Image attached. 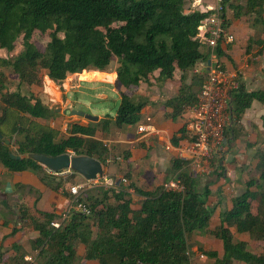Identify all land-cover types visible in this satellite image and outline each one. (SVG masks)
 <instances>
[{
  "label": "trees",
  "instance_id": "16d2710c",
  "mask_svg": "<svg viewBox=\"0 0 264 264\" xmlns=\"http://www.w3.org/2000/svg\"><path fill=\"white\" fill-rule=\"evenodd\" d=\"M192 2L0 0V50L7 55L0 56V134L10 140L5 145L0 139V165L10 172L32 171L45 186L58 191L61 182L51 185L48 180L53 177L46 175L42 166L30 158L11 159L10 154L55 157L73 153L95 158L105 166L111 154L95 137L97 130L140 121L148 102H135L131 88H151L174 80L177 93L163 106L166 119L183 121L171 139L177 147L188 137L185 108L196 100L192 88L200 87L204 80V75L193 74L187 84L188 74L207 58L199 51L197 28L210 12L193 10ZM223 4L227 25L229 11L234 21L254 15L253 24L260 25L264 35V0H245L244 6L238 5V0H223ZM36 33L47 38L43 47L34 39ZM216 54L219 59L226 57L220 46ZM112 60L120 98L115 116L105 114L98 122L84 126L71 124L63 138L42 123L59 114L46 107L38 94L22 93L23 84L31 87L40 83L41 87L39 70L61 87L69 76L87 69L104 71ZM219 67L226 70L221 60ZM5 71L16 76L13 91L4 85ZM254 101L263 103L264 92H248L240 85L231 93L233 121L225 130L227 144L230 136L235 139L234 126ZM254 158L258 178L245 182L243 192L219 212V224L209 233L222 247L221 256L216 251L205 252L214 264H264V252L256 253L245 241H235L231 230L249 235L256 244L264 243V149H257ZM166 174L175 176L183 189L166 190L161 185L148 191L130 180L128 187L121 183L111 189L101 187L96 193L87 190L79 201L89 212L70 211L57 229L51 223L60 221L61 216L50 211L30 216L19 208L18 222L28 221L38 232L33 243L39 248V264H190L189 238L194 232H206L215 213L209 203L211 190L208 185L199 189L198 178L176 157ZM75 176L72 172L63 181L75 184ZM130 192L141 198L137 207H133ZM253 202L257 204L255 213ZM15 233L12 230L10 235ZM76 242L84 246L82 256L77 254ZM11 249L18 248L12 245Z\"/></svg>",
  "mask_w": 264,
  "mask_h": 264
},
{
  "label": "rangeland",
  "instance_id": "374dc122",
  "mask_svg": "<svg viewBox=\"0 0 264 264\" xmlns=\"http://www.w3.org/2000/svg\"><path fill=\"white\" fill-rule=\"evenodd\" d=\"M245 0H238V5L244 6ZM227 19H230V25L237 24L236 27H240L238 30H234L232 27L230 30L235 36L234 47L241 45L242 40L248 37L249 31H254L256 35H258V31L261 30L260 25L253 24L254 15H246L241 16L238 20L232 19V13L229 11L227 12ZM236 31V32H235ZM34 39L43 47L47 43V38L36 33L34 35ZM200 53L203 56L208 54V50L206 48L200 47ZM262 53V52H261ZM259 55V54H257ZM0 56L6 57L7 55L5 52L0 50ZM260 63H264L259 61L253 63L254 65H260ZM114 60L110 63L108 68L104 70L103 73L93 75L91 78L97 80L98 83L93 85H88L92 87V89H82L78 93H74L72 89L70 92L67 93V96L64 94H60L59 90L54 86L52 82L48 79H44V71H38V77H40L41 87L42 82L45 81L47 83V87L50 86L51 89L57 90L59 93V97L56 98L57 102L55 104H50L49 97L40 94V100L42 103L49 107L51 106V110H57L58 116L52 119L51 122L42 121V123L51 125L54 129H56L59 133V137L63 138L64 136L69 133V127L73 124L71 118H69V110L70 107L73 110L82 111L86 114H109L112 118L115 116L116 109L119 105V93L115 88V84L111 76H109V71L114 70ZM196 69L199 71V74H195L199 77L203 76L204 70L202 67L197 66ZM6 77L4 85L6 89L13 91L15 90V82L16 76L13 75L10 71H5ZM177 72V77H178ZM193 76L191 72L188 74V78L186 83L189 84V78ZM90 78L88 76H84V79ZM70 84L75 85L79 84V81L74 78H70ZM174 86L175 80L171 83ZM40 85L38 83L37 87ZM83 85V84H82ZM87 86L86 84H84ZM57 86V85H56ZM156 87V86H154ZM39 88V87H38ZM31 87L26 86L23 84L21 90L23 93H30L29 90ZM37 88H33L32 94H36ZM42 90V89H41ZM39 91V90H38ZM133 94V100L135 102L143 101L144 95L146 97H151L152 94L151 88H146L144 86L140 87H133L131 88ZM154 91V90H153ZM192 91L196 93L197 87L193 86ZM41 92V91H40ZM155 93V91L153 92ZM68 99L69 101H65ZM1 107V103H0ZM66 107H69L65 109ZM97 116V115H96ZM77 117L74 116L73 119ZM86 121V120H85ZM88 122V121H87ZM142 122V120H140ZM140 122L136 123L135 125H123L121 127L111 126L109 131L105 134L104 139L112 140L115 138V133L118 130V133L122 135L123 132L133 133ZM258 126L255 123L249 122L245 124L236 123L234 126L235 129V139H231L233 136L229 137L228 146L224 152V154L218 160H223V163H219L217 161H213L211 165V172L209 174H204V176L197 179L199 189L203 188L205 185H208L211 190V196L209 197V203L214 206L215 213L211 222L208 226L206 232H194L191 237L189 238V251H190V264H214L215 260L210 258L205 252L208 251H216L219 256L222 254V247L219 240H217L214 236L209 234L218 224V214L221 210L229 208L230 201L233 197L241 194L244 190L245 182L249 179H257L258 173L255 171V163L256 159L254 158L255 152L257 149L262 148L264 149V117L262 119L258 118L256 120ZM85 123V122H84ZM115 127V128H114ZM261 128V129H260ZM114 133V134H113ZM109 135V136H108ZM131 138H133V134H130ZM256 144V146H255ZM110 145V144H109ZM114 145V146H113ZM252 146H255L252 148ZM16 147L10 146V149L15 150ZM123 147L117 146L116 143H111L110 145V153L111 156H120L122 157V161L120 162H113L111 164L105 165L104 170L107 175L114 177L116 179L125 178L126 183L123 184L125 187H128L129 181L133 180L143 190H152L156 187V185H165L173 179V175H168V178L164 181L163 177L158 176L156 174L152 175H145L140 174L137 171L138 167H133L132 165H128L131 171H128L126 168V153L128 151H121ZM139 147L137 146V149ZM139 149L140 151L144 152L145 149ZM175 154V153H174ZM133 162H131L132 164ZM162 166V170L166 169L168 171L170 164L165 163ZM222 165V166H221ZM2 166V165H0ZM3 167V166H2ZM4 168V167H3ZM142 168V167H141ZM154 168V167H153ZM191 170V169H190ZM192 171V170H191ZM190 171V172H191ZM194 172V171H192ZM219 173H221L220 176ZM17 175V174H15ZM14 175V176H15ZM37 176V175H36ZM129 176V177H128ZM17 177V176H15ZM38 177V176H37ZM78 177V176H75ZM39 178V177H38ZM55 178V177H53ZM48 180L51 181L50 184L55 186L57 182H61L60 188L58 189L61 194V200L59 205L55 204L54 206H58L61 209L59 212H56L55 209H50L47 211L53 212L59 216H61L67 208L68 202L71 199L69 189L78 183L82 182V178H76L75 184H70L69 182L63 181L64 178H55V179ZM17 179V178H16ZM174 180V179H173ZM43 183V182H42ZM43 185V184H42ZM44 189L46 188L47 193L51 190L48 186L43 185ZM99 188L101 187H94L91 189L93 193H96ZM17 193L20 195L22 201H17L16 204H11L12 210L8 211V213L0 212V264H25L24 257L30 256L35 258L36 264H39V248L34 245L35 239L38 237V232H36L29 224L28 221L19 223V208L26 210L30 216H35L36 212L42 208V198L44 195H38L39 192H36L31 185H17L16 186ZM45 191V192H46ZM53 193H58L55 191ZM83 193V192H82ZM81 193V194H82ZM131 193L133 207H137L141 201V198L133 192ZM52 195V194H51ZM69 195V196H68ZM54 198L59 200L58 195H54ZM64 199L67 200V204L65 206L62 205L64 203ZM56 201V200H55ZM54 201V202H55ZM9 204V202H8ZM256 202L252 203V213H255L256 209ZM48 207V205H46ZM13 212L17 213L13 215ZM12 230H15L16 233L13 235L10 233ZM233 232V238L235 241L241 240L245 241L248 248L256 253L264 252V243L256 244L254 241L249 237L247 234L239 235L237 234L234 229H231ZM6 233V234H5ZM12 245H16L18 248L17 251H13L11 249ZM75 249L77 250V254L82 256L84 253V246L78 244L77 242L74 245ZM77 262H75L76 264ZM239 264V263H236Z\"/></svg>",
  "mask_w": 264,
  "mask_h": 264
},
{
  "label": "crops",
  "instance_id": "0c3cea01",
  "mask_svg": "<svg viewBox=\"0 0 264 264\" xmlns=\"http://www.w3.org/2000/svg\"><path fill=\"white\" fill-rule=\"evenodd\" d=\"M236 25L237 24L231 25L230 29L233 27L234 30H238L240 27L238 28L236 27ZM261 32L262 31L259 30L258 35H256L254 31H249L248 37L242 40L241 45L234 47L233 46L234 43H232L228 47V50H226V57L228 56L229 60L226 57H222L220 59L223 66L228 72L240 71L239 72L240 85H242L248 92L259 91V90L264 92V63H260V65L253 64L259 61L261 62L264 61V35ZM234 42H235V36H234ZM199 66L203 68V65L200 64ZM83 72L84 73L80 74L78 78L80 80V87L78 89L72 90L74 93H78L82 89L85 90L92 89V87L88 85H93L98 82L97 80L91 77L93 75L103 73L104 71L98 72L91 69H87L84 70ZM85 75L86 76L89 75L90 78L84 79ZM115 77L112 78L113 81L115 80ZM173 82L174 81H165L163 83L157 84L156 87L154 86L151 87L152 89V94H150L151 97L147 98L146 94L144 95L143 100H147L148 103L141 111L140 120H142V122L139 121L140 124H138L137 127L140 125L146 126L150 130V132L138 133L136 127L133 133L123 132L121 135L118 133V130H120L121 128L117 129L114 127L117 130V132L115 133V138L110 140V139H104V136L109 131V128L111 126H114L113 124H109L108 128L104 131L99 129L97 130L95 137L98 140H100L103 143V145L107 144V148L109 151L111 150L110 149L111 143H116L117 146L123 147L121 151L124 150L128 151V153H126V155H128V158L126 159L127 160L126 168L128 171H131L128 165H132L133 167L139 168L135 172H138L140 174L141 173L145 175L156 174L158 176L163 177L164 181L168 178V175L166 174L167 170L166 169L162 170L161 168L162 166H164L163 165L164 162L170 164L171 160L174 157L177 158L176 150L178 149V147H180L183 144V141L185 140V139L182 140L177 147L173 146L171 139L173 135L178 131V129L181 128L183 121L179 118L173 121L171 119H166L164 117L166 110L163 106V103L166 100L174 97L178 90L177 86L171 84ZM84 84H86L87 86H85ZM54 86L59 90L60 94H64L67 96V94L62 90L63 86L59 87L56 86L55 84ZM38 87L31 86L29 92L32 93L33 88H37L39 91L37 90L36 94H38L39 96L40 94L44 95V93L41 90L42 88L40 86ZM56 88L53 90L51 89L50 86H48L47 89V92L49 93L50 97L54 99L60 96ZM153 90L155 91V93H153L154 92ZM65 101H69V100L66 99ZM67 108L69 107H66L65 109ZM70 110L73 109L70 107ZM55 112L58 113L57 110H55ZM96 115L99 117L100 120L101 118H103L105 114L104 115L96 114ZM68 116L69 118H71V121L75 120L73 124L84 126L89 123L84 119L78 117L76 119H73L74 116L70 114ZM263 117H264V102L261 103L258 101H254L252 102L251 107L245 111V113L243 114L242 118L238 123L240 124L247 123L248 125L249 122H252L258 126L256 120L258 118L262 119ZM51 121L52 119L48 120V122ZM49 126L51 127V125ZM130 134H133V138H131ZM168 141L172 145V151L165 149V145L167 144ZM137 146L139 147L138 149ZM255 146H252V148ZM141 148L145 149L144 152L139 150ZM115 157H120V156H115ZM120 158H121L120 161H122V157ZM219 158L221 157H216L215 161H217ZM223 160L224 159L222 160L220 159L218 160V162L223 163ZM131 162L133 163L131 164ZM14 175L17 177H15ZM64 177L65 176H63V178ZM77 178H80V176H78ZM27 184L31 185V187H33L36 192H39L38 195L41 196L45 194L41 201L42 208L39 211L45 212L50 209L51 210L55 209L56 212H59L61 208L60 207L58 208V206H54L55 204L59 205L60 203L62 193L59 190L58 193L56 194L53 193L55 192L53 190H50L47 193L46 188L44 189V187H42L44 184L39 180V178L36 176L34 172L32 171L10 172L5 168H3L2 166H0V212L8 213L9 210L11 212L12 210L11 204L14 203V205H17L16 204L17 201L19 202L22 201L21 200L22 198L19 197L20 195L17 193L18 191L16 189V186L27 185ZM157 186L158 185H156V187ZM3 195H5V197ZM54 195H58L59 200L54 198L53 197ZM9 197H15L16 200L15 201L10 200ZM66 202L67 200L64 199V203H62V205L65 206L67 204ZM46 205H48V207H46ZM14 214L17 213L13 212V215Z\"/></svg>",
  "mask_w": 264,
  "mask_h": 264
},
{
  "label": "built area",
  "instance_id": "2783aa9c",
  "mask_svg": "<svg viewBox=\"0 0 264 264\" xmlns=\"http://www.w3.org/2000/svg\"><path fill=\"white\" fill-rule=\"evenodd\" d=\"M223 0H193L191 8L201 12H210L209 16L202 20L197 28V40L201 47L208 50L207 58L201 65L204 68V80L200 87H197L195 93V102L185 108L187 112L186 131L188 137L183 144L176 150L177 158L186 162V167L192 176L200 178L204 174L211 172V165L216 157H221L226 150L225 130L232 125V115L230 111L231 93L240 86L239 72H228L219 67L220 59L217 57L216 50L218 46L226 53V47L234 42V34L230 27L225 23ZM81 73L69 76L62 84V90L67 94L70 90L80 87L78 79ZM193 74H199L197 69ZM45 76V75H44ZM109 76L114 78L115 71H110ZM70 78H76L79 84H70ZM44 79H47L45 76ZM42 92L49 97L50 104H55L56 99L50 97L47 92V83L42 82ZM52 109L51 106L48 107ZM138 133H148L150 130L143 125L137 127ZM107 147V144H104ZM165 149L172 151V145L168 141ZM74 155L73 153H71ZM120 157L110 156L106 159L105 165L113 162H119ZM45 173L50 177L67 176L72 171L63 170L53 172L46 168ZM191 169V170H190ZM116 178L105 173L103 178L93 181L82 180L81 183L73 185L69 189L71 199L68 202L66 211L61 215L60 221H53L51 226L59 228L60 223L67 219L70 211H76L87 214L89 210L79 201L82 192L91 190L94 187H103L105 189L115 188ZM125 184L126 179L120 178L119 184ZM164 188L166 190L181 191L183 189L180 181L174 177ZM25 264H36L35 258L24 257Z\"/></svg>",
  "mask_w": 264,
  "mask_h": 264
},
{
  "label": "water",
  "instance_id": "95a60500",
  "mask_svg": "<svg viewBox=\"0 0 264 264\" xmlns=\"http://www.w3.org/2000/svg\"><path fill=\"white\" fill-rule=\"evenodd\" d=\"M69 114L91 123H96L99 121L98 116L86 114L82 111L70 110ZM0 139L5 143V145H9L10 140L2 138L1 134ZM10 157L11 159L17 160L30 158L43 168H46L53 172L70 170L87 181H93L98 178H103L105 175L104 165L99 160L89 156H77L72 155L71 153H66L55 157H49L39 154H29L23 156H14L10 154ZM115 185H119V179L115 180ZM3 196L5 197V195ZM9 199L13 201L16 200L15 197H9Z\"/></svg>",
  "mask_w": 264,
  "mask_h": 264
}]
</instances>
